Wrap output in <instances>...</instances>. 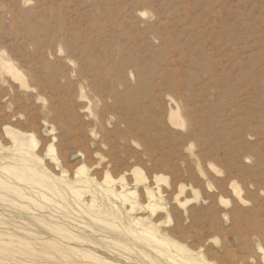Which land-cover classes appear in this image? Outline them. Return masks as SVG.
Listing matches in <instances>:
<instances>
[{
	"label": "rangeland",
	"instance_id": "obj_1",
	"mask_svg": "<svg viewBox=\"0 0 264 264\" xmlns=\"http://www.w3.org/2000/svg\"><path fill=\"white\" fill-rule=\"evenodd\" d=\"M17 1L0 0V52L24 80L22 85L0 72V159L20 156L3 130L7 125L33 134L34 152L50 174L60 176L65 170L72 178L83 165L94 178L92 188L98 190L96 183H103L107 173L114 179V190L125 185L135 191L138 203L129 210V201L111 198L124 216L122 221L115 220L113 229L78 210L73 230L81 237L85 234L91 243L70 245L88 247L119 264H171L124 232L122 224L140 218L158 236L195 254L200 251L213 264H264V0ZM75 30L81 33L78 39ZM71 41L74 47L66 48ZM171 112L181 116L183 125L170 121ZM232 186L242 200L233 194ZM146 189L154 195V210L146 206ZM99 193L98 206L108 208ZM7 197L16 203L7 204L0 195V221L5 223L0 224V233L11 232L27 241L35 236L62 241L38 219L57 223L59 211H64L53 209L48 216V211L42 214L47 208L41 211L11 194ZM81 199L89 202L90 194ZM22 227L32 233L22 232ZM114 240L131 249L115 246ZM9 241L0 242V250L13 247L17 260L0 251V264H47L54 258L48 255H56L52 250L47 255L36 249V244L28 249L10 246ZM27 249L34 253L31 263L20 261Z\"/></svg>",
	"mask_w": 264,
	"mask_h": 264
},
{
	"label": "bare ground",
	"instance_id": "obj_2",
	"mask_svg": "<svg viewBox=\"0 0 264 264\" xmlns=\"http://www.w3.org/2000/svg\"><path fill=\"white\" fill-rule=\"evenodd\" d=\"M19 1V0H18ZM17 1V2H18ZM24 1V0H23ZM29 1V0H28ZM2 4V3H1ZM19 4V3H18ZM4 5V4H3ZM21 5V4H20ZM18 5V6H20ZM97 5V4H96ZM1 7V6H0ZM23 8V7H21ZM27 8V7H26ZM24 9V8H23ZM20 10V9H18ZM21 11V10H20ZM19 11V13H20ZM26 11V10H25ZM24 11V12H25ZM22 14V13H21ZM26 14V13H25ZM18 16V15H17ZM21 16V15H20ZM41 19V18H40ZM59 21V20H58ZM62 21V19H61ZM23 22V21H22ZM60 22V21H59ZM95 22H97L95 20ZM62 23V22H60ZM59 23V24H60ZM93 24V21H92ZM91 24V25H92ZM96 24V23H94ZM32 25V24H31ZM35 25V24H34ZM72 25V24H71ZM45 26V25H43ZM57 27V25H55ZM54 26V27H55ZM61 26V25H60ZM59 26V27H60ZM62 26L63 23H62ZM61 26V28H62ZM77 26V25H76ZM96 26V25H95ZM94 26V27H95ZM107 26V25H106ZM48 26H46L47 28ZM71 27V26H70ZM100 28H102L101 25H99ZM45 28V29H46ZM50 28V27H49ZM48 28V29H49ZM65 28V26L63 27ZM68 28V27H67ZM91 28V27H90ZM33 29V28H32ZM36 29V28H35ZM47 29V30H48ZM54 29V28H53ZM60 35H61V29L57 28ZM74 29V28H73ZM96 29V28H95ZM46 30V31H47ZM55 30V29H54ZM63 30V29H62ZM68 30V29H67ZM91 30V29H90ZM104 30V28H103ZM109 29H106V31ZM111 30V28H110ZM29 31V29H28ZM33 31V30H32ZM36 30H34L35 32ZM43 31V30H42ZM49 31H52V29ZM92 31V30H91ZM90 31V32H91ZM99 31V30H98ZM97 31V32H98ZM105 31V30H104ZM38 32V31H37ZM64 32H67L66 30H64ZM74 32V31H73ZM72 32V33H73ZM80 32V31H79ZM86 31H84L85 33ZM89 32V33H90ZM102 32V31H101ZM31 33V32H29ZM28 33V34H29ZM36 33V32H35ZM71 33V32H69ZM76 33V30H75ZM75 33L72 35L74 37ZM105 33V32H104ZM42 34V33H41ZM50 34V33H49ZM48 34V35H49ZM63 34V31H62ZM77 35L76 38L78 39V34L81 35V33H76ZM87 34V32H86ZM27 35V34H26ZM43 35V34H42ZM55 35V33H54ZM58 35V34H57ZM59 35V36H60ZM66 35V34H65ZM69 35V34H68ZM94 35V34H93ZM100 35V34H99ZM98 35V36H99ZM57 36V37H59ZM63 36V35H62ZM71 36V35H70ZM103 36V35H102ZM105 36V35H104ZM103 36V37H104ZM39 37V36H38ZM41 37V36H40ZM64 37V36H63ZM85 37V36H84ZM83 37V39H84ZM95 37V35H94ZM34 38V37H33ZM48 38V37H47ZM75 38V37H74ZM72 38L73 40H76ZM80 38V36H79ZM91 38V37H90ZM100 38V37H99ZM37 39V38H36ZM60 39V38H59ZM94 39V38H93ZM102 39V38H101ZM107 39V38H106ZM24 40V38H23ZM47 40V39H46ZM68 40V39H65ZM71 40V39H70ZM82 40V39H81ZM86 40V39H85ZM96 40V39H95ZM104 40V39H103ZM33 41V40H32ZM40 41V40H39ZM38 41V43H39ZM45 41V40H44ZM50 41V39H49ZM54 41V39H53ZM79 41V40H78ZM89 41V40H88ZM107 41V40H106ZM41 42V41H40ZM58 42V41H57ZM56 42V43H57ZM73 41L67 43L68 45H66V48H71V45H73L76 43H72ZM83 42V41H82ZM93 42V41H92ZM29 46L30 44H32L31 42H28ZM34 43V42H33ZM64 43V42H63ZM85 43V41H84ZM51 45V43H49ZM107 44V43H106ZM22 45V44H21ZM47 45V44H46ZM45 45V46H46ZM64 45L61 43V48H63V50H66V48L64 47ZM88 45V44H87ZM69 46V47H68ZM76 46V45H75ZM92 46V45H91ZM109 46V45H108ZM20 47V46H19ZM24 47V46H23ZM33 46H31L32 48ZM43 47V46H42ZM83 47V46H82ZM88 48V46H86ZM93 47V46H92ZM102 47V46H101ZM22 48V47H21ZM29 48V47H28ZM41 48V47H40ZM46 48V47H45ZM49 47H47L48 49ZM58 48V47H57ZM84 48V47H83ZM109 48V47H108ZM107 48V49H108ZM122 48V47H121ZM34 49V48H33ZM43 49V48H41ZM40 49V50H41ZM72 49V48H71ZM86 49V48H85ZM111 49V48H110ZM127 49V48H126ZM6 50V49H5ZM28 50V49H27ZM26 50V51H27ZM36 50V48H35ZM34 50V52H35ZM46 50V49H45ZM7 51V50H6ZM20 51V50H19ZM25 51V50H24ZM73 51V50H72ZM92 51V50H91ZM88 51V52H91ZM108 51V50H105ZM11 52V51H10ZM21 52V51H20ZM23 52V51H22ZM66 52V51H65ZM87 52V54H88ZM115 52V51H114ZM121 52V51H120ZM128 52V51H126ZM28 53V52H27ZM30 53V52H29ZM48 53V52H47ZM67 53V52H66ZM78 53V52H77ZM101 53V52H100ZM103 53V51H102ZM106 54H110L105 52ZM13 54V53H12ZM17 54V53H16ZM38 54V53H37ZM40 54V53H39ZM52 54V52H51ZM68 54V53H67ZM66 54V55H67ZM74 54V53H73ZM72 54V55H73ZM105 54V55H106ZM121 54V53H120ZM26 55V54H25ZM24 55V56H25ZM31 56H33V54H30ZM36 55V54H35ZM45 55V54H44ZM43 55V56H44ZM76 55V54H75ZM100 55V54H99ZM98 55V56H99ZM116 55V54H115ZM16 56V55H15ZM52 56V55H51ZM55 56V55H54ZM70 56V55H68ZM79 56V55H77ZM95 56V55H94ZM97 56V55H96ZM104 56V53H103ZM109 55H107L108 57ZM113 56V54L111 55ZM13 56H11L12 58ZM67 57V56H66ZM74 57V56H73ZM76 57V56H75ZM81 57V56H80ZM84 57V56H83ZM86 57V56H85ZM102 57V56H101ZM105 57V56H104ZM117 57V56H114ZM121 57V55H120ZM119 57V59H120ZM29 58V57H28ZM41 58V57H40ZM65 58V57H64ZM69 58V57H68ZM88 57H86L85 60V64L86 61H88L87 59ZM96 58V57H94ZM100 58V57H99ZM109 58V57H108ZM34 59V57H33ZM48 59V58H47ZM57 59V58H54ZM73 59V58H72ZM103 59V57H102ZM102 59L100 61H102ZM118 58L116 60H119ZM122 59V58H121ZM13 60V59H12ZM31 60V58H30ZM40 60V59H39ZM42 60V59H41ZM40 60V62H42ZM46 60V58H45ZM49 60V59H48ZM47 60V61H48ZM74 60V59H73ZM73 60H69V62L75 63ZM81 60V59H80ZM90 60V59H89ZM104 60V59H103ZM110 60V59H109ZM113 60V59H112ZM24 61V60H23ZM29 61V60H28ZM34 61V60H33ZM52 61V60H51ZM82 61V60H81ZM115 61V60H114ZM44 62V61H43ZM46 62V61H45ZM44 62V63H45ZM49 62V61H48ZM55 62V61H54ZM58 62V61H56ZM55 62V63H56ZM97 62V61H96ZM99 62V61H98ZM104 62V61H103ZM106 62V60H105ZM113 62V61H112ZM38 63V61H37ZM95 63V62H94ZM109 63V61H108ZM35 64V63H34ZM47 64V62L45 63ZM80 64V63H79ZM83 63V65H85ZM88 64V63H87ZM89 64H91V62H89ZM18 65V64H17ZM27 65V64H26ZM31 65V64H30ZM33 65V64H32ZM42 65V64H41ZM44 65V64H43ZM49 65V63H48ZM52 65V63H51ZM64 65V64H63ZM82 65V64H81ZM102 65L104 67H106L104 65V63H102ZM100 65V66H102ZM111 65V64H110ZM29 66V65H28ZM39 66V65H38ZM53 66V65H52ZM55 66V65H54ZM53 66V67H54ZM67 66V65H65ZM86 66V65H85ZM84 66V67H85ZM94 66V64H93ZM97 66V64H96ZM100 66H98L99 68H101ZM127 66V65H126ZM31 67V66H30ZM34 67V66H32ZM31 67V68H32ZM46 67V65H45ZM53 67H51L53 69ZM57 67V65H56ZM103 67V68H104ZM118 66H116L117 68ZM37 68V67H36ZM35 68V69H36ZM50 68V69H51ZM58 68V67H57ZM61 68V67H60ZM72 68V67H71ZM80 68V67H79ZM82 68V67H81ZM92 68V67H91ZM90 68V69H91ZM112 68V65H111ZM115 68V66H114ZM120 68V67H118ZM137 68V67H136ZM135 68V69H136ZM30 69V68H29ZM28 69V71H29ZM41 69V68H40ZM49 69V66H48ZM51 69V70H52ZM63 69V67H62ZM62 69L58 70L61 71ZM86 69V68H85ZM89 69V68H88ZM96 69V68H95ZM108 69V68H106ZM110 69V67H109ZM121 69V68H120ZM31 70V69H30ZM44 68L41 69V71L43 72ZM56 70V68H55ZM137 70V69H136ZM139 70V69H138ZM137 70V71H138ZM27 71V69H26ZM27 71V74H29ZM40 71V70H39ZM47 71V70H46ZM50 71V70H49ZM84 71V70H83ZM86 71V70H85ZM90 71V70H89ZM95 71V70H94ZM101 71V69H100ZM103 71V70H102ZM107 71V70H106ZM109 71V70H108ZM112 71V69L110 70ZM127 71V70H126ZM0 72L2 74H6V75H10L12 78L20 81V83L22 85H24V80H23V76L21 74V72L16 68V66L7 58L3 55V52H0ZM80 72V70H79ZM78 72V74H79ZM88 72V71H87ZM93 72V70L91 71V73ZM99 72V71H98ZM104 72V71H103ZM112 72H115L114 70ZM117 72V71H116ZM120 72V70H119ZM122 72V71H121ZM139 72V71H138ZM136 72V73H138ZM38 73V72H37ZM52 73V71H51ZM54 73V72H53ZM81 73V72H80ZM84 73V72H83ZM90 73V72H89ZM101 73V72H100ZM99 73V74H100ZM140 73V72H139ZM31 74V73H30ZM33 74H35L33 72ZM41 75V73H39ZM48 74V73H47ZM59 74V73H58ZM82 74V73H81ZM85 74V73H84ZM87 74V73H86ZM113 74V73H112ZM111 74V75H112ZM115 74V73H114ZM117 74V73H116ZM115 74V76H116ZM43 75V74H42ZM70 75V74H69ZM88 75V74H87ZM105 75V74H104ZM107 75V74H106ZM109 77L111 76L108 73ZM128 77V74H126ZM31 76V75H29ZM36 77V75H33ZM52 76V75H51ZM90 76V74H89ZM92 76V75H91ZM94 76V75H93ZM98 76V75H97ZM103 76V75H102ZM113 76V75H112ZM3 77V76H2ZM58 77V76H56ZM88 77V76H87ZM86 77V78H87ZM108 76H106V79ZM118 77V76H117ZM116 77V78H117ZM121 77V76H119ZM118 77V78H119ZM124 77V75L122 76ZM126 77V76H125ZM93 78V77H92ZM97 78V77H96ZM94 78V80L96 79ZM99 79L100 76L98 77ZM105 78V77H104ZM103 78V79H104ZM117 78V79H118ZM129 78V77H128ZM3 79V78H1ZM85 79V78H84ZM111 79V78H110ZM7 80V79H6ZM35 80V78H34ZM52 80V79H51ZM81 80V79H80ZM91 80V79H90ZM97 80V79H96ZM114 80V79H113ZM128 80V79H125ZM8 81V80H7ZM43 81V80H42ZM50 81V79H49ZM66 81V80H65ZM69 81V80H67ZM71 81V80H70ZM102 81V80H101ZM105 81V80H104ZM115 81V80H114ZM119 81V79H118ZM117 81V82H118ZM37 82V80H36ZM88 82V80H87ZM96 82V81H94ZM103 82V81H102ZM101 82V83H102ZM106 82V81H105ZM127 82V81H126ZM39 83V82H37ZM51 83V81H50ZM114 83V82H113ZM122 83V82H121ZM27 85V82L25 83ZM33 84V82H32ZM45 86L46 83H44ZM54 84V83H53ZM66 84V83H65ZM62 85L63 86H65ZM104 84V82L102 83V85ZM110 84V83H109ZM42 85V84H41ZM52 85V84H51ZM55 85V84H54ZM53 85V86H54ZM67 85V84H66ZM94 85V84H93ZM98 85V84H97ZM105 85V84H104ZM125 85V83L123 84ZM12 86V85H11ZM29 86V85H28ZM51 86V87H53ZM67 86H70L69 84ZM74 86V85H73ZM85 86V85H84ZM88 86V85H87ZM96 86V84H95ZM106 86V85H105ZM110 87V91H111V86ZM118 87V85H116ZM40 87V86H39ZM77 87V85H76ZM100 87V85H99ZM120 87V86H119ZM124 87V86H123ZM13 88V87H12ZM43 88V87H42ZM57 90L59 91L58 87L56 86ZM97 88V86H96ZM108 88V87H107ZM113 88V87H112ZM121 88V87H120ZM126 88V87H125ZM23 89V88H22ZM31 89V88H30ZM49 89V88H48ZM47 89V90H48ZM75 88H72V90ZM86 89V88H85ZM25 90V89H24ZM52 90V89H51ZM56 90V92H57ZM66 90V89H65ZM83 90V89H82ZM92 90V89H91ZM96 90V89H95ZM95 90H93L92 92H94ZM115 90V89H112ZM119 90V89H118ZM68 91V88H67ZM66 91V92H67ZM100 91V89H99ZM121 91V90H119ZM55 92V91H54ZM61 92V90L59 91V93ZM102 92V91H101ZM108 92V91H107ZM117 92V91H116ZM123 92V91H122ZM17 93V91H16ZM58 93V94H59ZM74 93V91H73ZM125 93V92H124ZM55 96L57 93H54ZM53 94V95H54ZM65 94V92H64ZM68 95V93H66ZM72 94V91H71ZM70 94V95H71ZM114 95L113 93H110ZM119 94V93H118ZM63 95V94H62ZM69 95V96H70ZM112 95V96H113ZM120 95V94H119ZM119 95H117V97H119ZM125 95V94H124ZM127 95V94H126ZM60 96V94L58 95ZM66 96V95H65ZM83 95L80 94L79 97H82ZM108 96V95H107ZM120 96H123V94H121ZM52 97V95L50 96V98ZM54 97V96H53ZM64 97V95H63ZM104 97V96H103ZM114 97V96H113ZM112 97V99H113ZM58 98V97H57ZM91 98V97H90ZM106 98V97H105ZM111 97H109L110 99ZM10 99V98H9ZM49 99V98H48ZM52 99V98H51ZM51 99H49V101L51 102ZM55 99V98H53ZM97 99V98H96ZM111 99V101H112ZM16 101V100H15ZM55 101V100H54ZM64 101V100H63ZM86 101V100H85ZM107 101V100H106ZM115 101V99L113 100ZM57 102V101H56ZM53 102V103H56ZM66 102V101H65ZM69 102V101H68ZM122 102V101H121ZM63 103V102H61ZM73 103V102H71ZM88 103V102H87ZM109 103V102H108ZM58 104V103H57ZM60 104V103H59ZM75 106V103H73ZM114 104V103H113ZM116 104V102H115ZM121 104V103H118ZM51 105V104H49ZM62 105V104H60ZM59 105V106H60ZM67 105V104H66ZM79 105V104H78ZM103 106H101L104 109V104H102ZM51 106H53L54 108V104H52ZM120 106V105H119ZM118 106V107H119ZM62 107V106H61ZM65 107V106H63ZM52 108V107H51ZM49 106V110L51 109ZM69 108V107H68ZM67 108V109H68ZM73 108V107H72ZM109 108V107H108ZM185 108V107H184ZM81 109V108H80ZM97 109V108H96ZM101 109V108H99ZM107 109V108H106ZM113 109V108H112ZM178 109V107H177ZM60 110V109H59ZM70 110V109H69ZM185 110V109H184ZM187 110V109H186ZM66 111V110H65ZM51 112V111H50ZM67 112V111H66ZM108 112V111H107ZM185 112V111H184ZM183 112V113H184ZM53 113V112H52ZM59 113V112H58ZM103 113V112H102ZM51 114V113H50ZM54 114V113H53ZM96 114V113H95ZM110 114V113H109ZM187 115V114H185ZM68 116V115H67ZM97 116V115H95ZM106 116V115H105ZM48 117V116H47ZM55 117V116H54ZM70 117V116H69ZM103 117V116H102ZM188 118V116H185ZM94 118V117H93ZM96 118V117H95ZM106 118V117H105ZM56 119V118H55ZM99 120V119H98ZM189 120V119H188ZM59 121V119H58ZM170 121L173 124L176 125H183V119H181V116L178 115L176 112H171V118ZM52 122V121H51ZM95 122V121H94ZM187 123V122H186ZM176 127V126H175ZM105 129V128H104ZM103 129V130H104ZM5 134L9 137V139L12 140L13 143V149L16 152L20 153V156L15 159V158H10V157H4L0 162V191H2L0 195H2V200L7 201V204H15L16 202L14 201L13 198H5L8 195H13L15 197V199L17 198L18 200H20L21 202H26L29 203L33 206V208H39L41 209V211H43L44 208H47V210H45L44 212H42V214H45L46 211H48L49 213H47V215L49 216L51 213V210H57L60 209L62 211H64L63 213H60L59 215V219L57 223H48L47 221H44V218H39L38 220H40L41 223H43L44 226H46L49 230L55 232L56 235H58L61 240H57V239H47L44 238L42 236H35L34 239L27 241V239L21 235H17L11 232H5V233H0V242H6V240H10L9 241V245L10 246H22L24 248L30 249L29 245L32 244H36L37 248L39 250L44 251V253H47L48 255V251H53L56 253L55 256L52 255H48V257H54L52 260L48 259L49 261L47 262V264H119L111 259L105 258L103 256H101L100 254L87 249V248H82V247H77L74 245H70L71 242H80L82 244H85L86 242L89 241V239L84 238L86 237L85 234L82 235V237L78 234L74 232V225H77V222L75 221V218L73 217L75 212H77L78 210L84 212L85 214H87L93 221L97 222V223H102L107 225L109 228H116L117 225L114 223L115 220H119L122 221V218L124 217L122 214V211L120 210V208L118 207V205H116L115 203H113L111 201V198H121L125 201H129L130 202V209L129 210H133L135 205L138 204L136 202V194L135 191H132L130 189H127L125 187V185L122 186V189L116 191L113 189V187L111 186V183L114 181V179H112L107 173L105 175V179L103 181V183H96V186L99 188L98 190L95 188H92V183L94 181V178L90 177L86 171V169L84 168V166H79L76 170H75V174L74 177L72 178H68L67 177V173L65 170L62 171V174L60 176H56L54 174H50V172H48L46 170L45 167H43L42 164V159L37 156L34 152L36 145H37V141L35 139V137L33 136V134L31 133H27V132H22L21 130H17L15 128H12L10 126L5 125L3 128ZM129 130V129H128ZM191 130V128H190ZM189 131V130H188ZM127 132V131H126ZM132 133V132H130ZM132 135V134H130ZM106 136V135H105ZM104 136V137H105ZM192 143H190L191 145ZM132 146V144H130ZM141 146V145H140ZM190 147V146H189ZM52 148V144L49 145V149ZM131 148V147H130ZM190 149H192V147H190ZM191 151V150H190ZM193 151V150H192ZM2 153V152H1ZM190 153V152H189ZM5 155V154H4ZM52 155V154H51ZM2 156V155H1ZM55 162L57 163V159L53 156L52 157ZM211 165V164H210ZM63 167V166H62ZM211 168V167H210ZM63 169V168H62ZM138 169L135 168L134 171H137ZM141 174V171L139 172ZM3 174V177H2ZM20 182L19 184H24L25 187L20 186L19 184H16V182ZM28 188H30L32 190V193H30L28 191ZM229 187V186H228ZM233 189V194L237 197V199L242 200L243 198L240 197L237 188L232 186ZM184 191L183 186H181L179 188V193L181 194ZM97 192H100V196L101 198H105L108 201V208L106 206V208H102L100 206H98L97 204ZM88 193L90 194V199L89 202H84L81 197L83 194ZM146 195L149 198V202L146 204V206H148L150 209L154 210L155 206L157 204H155V202L152 200L154 195L152 193V191H150L149 189H146ZM66 196L69 197L70 200H66ZM160 196V194H159ZM235 197V198H236ZM243 203V202H242ZM73 204V205H72ZM48 205L53 206V208H49ZM103 205V204H101ZM18 206L23 207L26 209H31L32 207H29L26 204H19ZM10 210V209H9ZM14 212V211H13ZM1 214V213H0ZM62 214V215H61ZM230 214V212H229ZM232 214V213H231ZM41 215V214H40ZM13 216V215H12ZM43 216V215H42ZM231 216V215H230ZM235 216V215H234ZM2 217V216H1ZM5 217V216H4ZM10 218V217H9ZM86 218V217H85ZM84 218V219H85ZM237 218V217H236ZM20 219V218H19ZM234 219V218H233ZM151 222V221H149ZM84 223V222H83ZM0 224H5L3 222L0 221ZM124 232H126L129 236H133V238L138 241L140 244H144L146 246H148L152 251L157 252V255H160V257L164 256V258L166 260H168L171 264H213L211 263L209 260L206 259V257H204L202 255V253L200 251L193 253L192 251L188 250L187 248L183 247L182 245L177 244L175 241L166 238V237H162V236H158L154 230V228H152L151 225H146L144 223L141 222L140 218H136L133 220H130L127 222V224H122ZM70 226H72L71 228H69ZM210 227V226H209ZM212 227V226H211ZM77 228V227H76ZM83 228V226H82ZM86 228V227H85ZM93 228V227H92ZM214 228V227H212ZM217 228V227H216ZM22 232L24 233H32L29 232L28 230H26L24 227L19 228ZM89 229V228H88ZM209 229V228H207ZM220 229V228H219ZM221 230V229H220ZM257 230V228H256ZM207 231V230H206ZM259 231V230H258ZM85 232V231H84ZM98 232V231H97ZM198 232V231H197ZM256 232V231H255ZM91 233V232H90ZM101 233V232H100ZM99 233V234H100ZM202 233V232H201ZM262 233V232H261ZM105 234V233H104ZM256 234V233H255ZM102 235V234H100ZM204 235V234H203ZM258 235V234H257ZM84 236V237H83ZM262 236V235H261ZM258 237V236H256ZM93 238V237H91ZM260 238V237H259ZM263 238V237H262ZM96 239V237H95ZM94 239V242H95ZM260 241V240H259ZM91 243V241H89ZM112 244H114L115 246H119L125 250H127V248H130L128 245H126L123 242H120L118 240H114L111 241ZM250 243V242H249ZM263 243V242H262ZM89 244V243H88ZM97 245V244H96ZM9 246V247H10ZM90 246V245H89ZM102 247V246H101ZM100 247V248H101ZM16 248V247H15ZM92 248V247H91ZM27 250H23V255H25V258H23V260L20 261H25V262H32L33 261V257H34V253H32L31 251ZM103 249V248H102ZM131 249V248H130ZM34 250V249H33ZM37 250V251H39ZM94 250V249H93ZM1 252L7 254L10 259L13 260H17V257H15L16 255H14V253L12 251H14L13 247L12 248H4L2 250H0ZM39 251V252H42ZM142 253V255L144 257H148V254H146L144 251L140 250ZM0 252V253H1ZM22 255V256H23ZM121 256H123L122 254H120ZM162 255V256H161ZM44 256V255H43ZM202 256V257H201ZM45 258V257H44ZM127 259V257H125ZM130 260V259H129ZM128 260V261H129ZM165 260V262H166ZM141 261V260H140ZM42 262V261H41ZM156 263V262H155Z\"/></svg>",
	"mask_w": 264,
	"mask_h": 264
}]
</instances>
